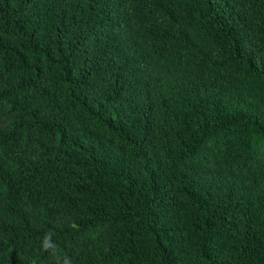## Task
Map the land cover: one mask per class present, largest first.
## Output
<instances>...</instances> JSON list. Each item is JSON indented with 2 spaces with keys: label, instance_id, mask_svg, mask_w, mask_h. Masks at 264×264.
<instances>
[{
  "label": "trees",
  "instance_id": "16d2710c",
  "mask_svg": "<svg viewBox=\"0 0 264 264\" xmlns=\"http://www.w3.org/2000/svg\"><path fill=\"white\" fill-rule=\"evenodd\" d=\"M65 261L264 264V0H0V264Z\"/></svg>",
  "mask_w": 264,
  "mask_h": 264
},
{
  "label": "clouds",
  "instance_id": "9594fccd",
  "mask_svg": "<svg viewBox=\"0 0 264 264\" xmlns=\"http://www.w3.org/2000/svg\"><path fill=\"white\" fill-rule=\"evenodd\" d=\"M42 247H44L46 250L48 248L52 247L51 234L50 233L45 234V237H44V240H43V243H42ZM65 264H68V262L65 261Z\"/></svg>",
  "mask_w": 264,
  "mask_h": 264
}]
</instances>
